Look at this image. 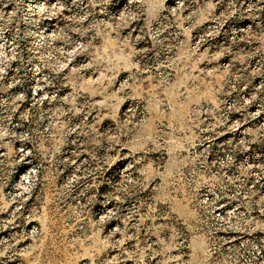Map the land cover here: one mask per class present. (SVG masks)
<instances>
[{"label":"rangeland","instance_id":"374dc122","mask_svg":"<svg viewBox=\"0 0 264 264\" xmlns=\"http://www.w3.org/2000/svg\"><path fill=\"white\" fill-rule=\"evenodd\" d=\"M62 4L0 0V264H264V0Z\"/></svg>","mask_w":264,"mask_h":264},{"label":"bare ground","instance_id":"6f19581e","mask_svg":"<svg viewBox=\"0 0 264 264\" xmlns=\"http://www.w3.org/2000/svg\"><path fill=\"white\" fill-rule=\"evenodd\" d=\"M63 7L62 0H24V11L25 14H28L29 17L26 21L27 24H34L38 19H40V23L37 25H42L43 31L46 32L50 27L56 26L59 23V18L57 12L60 8ZM54 12L52 16L50 13ZM49 26V27H48ZM7 47L1 44L0 52L5 50Z\"/></svg>","mask_w":264,"mask_h":264},{"label":"built area","instance_id":"2783aa9c","mask_svg":"<svg viewBox=\"0 0 264 264\" xmlns=\"http://www.w3.org/2000/svg\"><path fill=\"white\" fill-rule=\"evenodd\" d=\"M56 17H58V16H56ZM59 21H60V19H59Z\"/></svg>","mask_w":264,"mask_h":264}]
</instances>
